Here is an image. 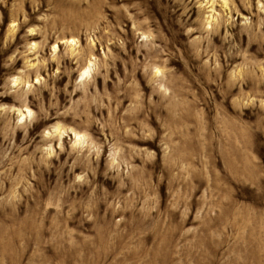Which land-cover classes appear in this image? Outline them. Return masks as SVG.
<instances>
[{"label":"rangeland","instance_id":"1","mask_svg":"<svg viewBox=\"0 0 264 264\" xmlns=\"http://www.w3.org/2000/svg\"><path fill=\"white\" fill-rule=\"evenodd\" d=\"M0 264H264V0H0Z\"/></svg>","mask_w":264,"mask_h":264}]
</instances>
